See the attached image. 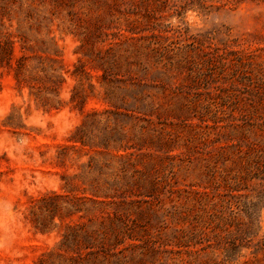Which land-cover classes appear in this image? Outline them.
Wrapping results in <instances>:
<instances>
[{
  "label": "rangeland",
  "instance_id": "rangeland-1",
  "mask_svg": "<svg viewBox=\"0 0 264 264\" xmlns=\"http://www.w3.org/2000/svg\"><path fill=\"white\" fill-rule=\"evenodd\" d=\"M102 224L97 264H264V0H0V264Z\"/></svg>",
  "mask_w": 264,
  "mask_h": 264
},
{
  "label": "trees",
  "instance_id": "trees-1",
  "mask_svg": "<svg viewBox=\"0 0 264 264\" xmlns=\"http://www.w3.org/2000/svg\"><path fill=\"white\" fill-rule=\"evenodd\" d=\"M74 74H77V72L75 71ZM235 190H238L237 188H235ZM113 229H115V225H112ZM111 227V228H112ZM131 225L127 224L126 225V230L131 229ZM109 232L108 227H106L105 225H100L99 227L93 229V231L90 232H85L84 238H85V242H83V244H81L80 246L83 245V248L87 249V252L85 255H82V253H80V257L83 259L81 262V264H97V263H101V255L102 254H108L109 253V249L107 247V234ZM132 238V237H131ZM68 236H65V239L63 240V244L66 243L68 241ZM121 242H123V240H121L120 238L118 239V244H120ZM156 241H151V244H149V247L154 251V250H159L158 248H160V246H156ZM247 244V245H245ZM245 244H240L238 241H235L234 244L230 246H225L224 247V251H225V255H226V259L228 260H235L237 259L240 255H242V249L244 246H249L248 243ZM181 246V245H178ZM210 246V245H209ZM264 249V247H259L256 250H262ZM77 258L75 256H73V261L76 262Z\"/></svg>",
  "mask_w": 264,
  "mask_h": 264
}]
</instances>
